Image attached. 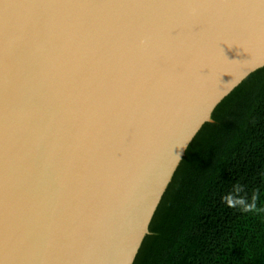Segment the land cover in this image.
<instances>
[{
	"label": "bare ground",
	"instance_id": "obj_1",
	"mask_svg": "<svg viewBox=\"0 0 264 264\" xmlns=\"http://www.w3.org/2000/svg\"><path fill=\"white\" fill-rule=\"evenodd\" d=\"M261 55L264 0H0V264H125L141 231L61 215L59 171L91 157L101 192L113 169L99 153L118 152L114 192L145 220L156 176L136 157L170 163L210 93Z\"/></svg>",
	"mask_w": 264,
	"mask_h": 264
},
{
	"label": "trees",
	"instance_id": "obj_2",
	"mask_svg": "<svg viewBox=\"0 0 264 264\" xmlns=\"http://www.w3.org/2000/svg\"><path fill=\"white\" fill-rule=\"evenodd\" d=\"M210 118L185 148L132 264H264V65Z\"/></svg>",
	"mask_w": 264,
	"mask_h": 264
},
{
	"label": "water",
	"instance_id": "obj_3",
	"mask_svg": "<svg viewBox=\"0 0 264 264\" xmlns=\"http://www.w3.org/2000/svg\"><path fill=\"white\" fill-rule=\"evenodd\" d=\"M257 15H252V16L256 17ZM248 20H249V22H251L252 17H250ZM260 57H262L261 60L254 61L250 65L246 66L239 76H236L229 81H226V82L224 81L223 83L218 85L215 93H212V92L210 93V95H209V97L211 96L209 99L210 107H209L208 112L206 113L205 117L202 118L201 121H199L196 124L195 128L191 130V132L187 136L184 144L181 146L178 156H175L174 158H172L170 163H169L168 157H167L166 158L167 164L166 163H164L166 165L161 164L162 166L159 169V167L156 164L152 163L153 160L151 158H148V157L145 158L146 152L149 153L151 148H147L146 150L144 149L143 150L144 152H142L138 156L136 153V156H137L136 158L138 159L137 163L139 165H142L145 167L149 166V168H150L149 170L153 173L154 176H156L155 180H153V182H152L153 191L150 194L151 197L152 196H154V197H153L152 201H150L151 204H150L149 209H148L147 217L145 220H143L144 222L141 220L142 218L139 219L136 216H133L130 213V210L128 208V206L130 204L129 199L134 200L135 197H131V198L126 199L127 197L125 196L126 194H124V191L123 192H120V191L114 192L115 185H116V181L114 182V179L117 178L119 171L116 169V161L115 160L110 159L107 162L105 161V159L114 158L115 156H117L118 152H116L112 149H105L104 153H99L102 155L98 160V165L99 166H105L108 164L110 166V169H113L110 171L113 178H110L107 174L104 175L105 180L106 179L107 180L105 181V183H103L104 189L101 190V192L100 191H93V178L90 176V173H91V171H93V173H94V170H93L94 167L91 163V160H92L91 157H87V156L82 157V158L79 157L82 160H80L77 163L73 162V165H74L72 168V172L74 173L73 178H72V176L70 177L71 174L69 173L68 170L59 171V174H61V176H60L58 182H59V185L63 188V191L59 195L60 204H61L59 210L62 212L61 215L69 214L72 206L74 207V210L72 213H74L75 211H80V213H81V212H83V210H85L87 208V209H91L92 213L96 212L95 210H97V212L103 211L106 214L109 213L108 218H106V217L104 218V223L110 224L112 227H115V226H117L118 228L120 227L122 229V231H124L125 235L128 237L130 235H133L134 234L133 232L137 233V229H139L141 232L139 234L137 241L134 242L133 252L132 253L129 252L128 255H127V253H125L126 258L128 259V260H126L125 264H132L133 259L136 255V252L140 246V243H141L144 235L146 233H148V225H149L150 219L154 213V210H155V208H156V206H157V204L161 198L163 191L165 190L168 182L170 181V179L173 175V172H174L175 168L177 167L178 162L180 161L188 142L190 141L192 136L196 133V131L199 129L200 125L203 122L210 120V113H211L213 107L226 94H228L243 78H245L250 72H252L256 68L264 65V55H261ZM127 136H128V134H127ZM80 138H81V136H80ZM150 144L152 147H154L156 145L155 134L153 132L150 133ZM157 148L159 150L161 148L171 150L170 144H168V145L164 144L162 147H160V145H159V146L154 147L152 149H153V151L154 150L156 151ZM169 158H171V154H169ZM110 162H113V163H110ZM131 163H133V162L131 161ZM169 165H172V166H169ZM131 171H132V166L130 168L128 166V168L124 172H128V174L129 173L131 174ZM121 177L122 178L127 177L126 173H123ZM90 178H91V181H89ZM140 182L143 186L142 178L140 179ZM131 184H132V182L129 183V185H131ZM87 185L90 186V189L86 187ZM118 190H120V186L118 187ZM56 193L57 192L54 191V192H52V195L54 197H56L54 195ZM48 196H51V195H48ZM48 196H45V197H47V199H46L47 204L49 202ZM88 204H91V207H87ZM64 206H67V207L63 208ZM140 206H142L141 203H140ZM111 210H113V211H111ZM43 212H45V211H42V213ZM110 214H111V216H110ZM131 217H133L134 219H131ZM68 221L69 220H67V222ZM74 223H75L74 221H73V223L70 222V224L68 226L69 231L71 233H73V235H72V237H74L73 239L85 237L84 234L88 230L86 228L82 227L81 225H75ZM86 236L88 238V244H87V246H88L91 243V238H89L88 235H86ZM121 242L126 246V243L123 240H121ZM16 253L17 252H14L13 254H16ZM122 253L123 252L120 253V256ZM27 255H30V253H27Z\"/></svg>",
	"mask_w": 264,
	"mask_h": 264
}]
</instances>
